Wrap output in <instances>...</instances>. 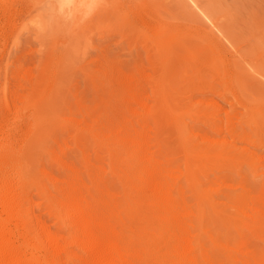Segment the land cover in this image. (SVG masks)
I'll use <instances>...</instances> for the list:
<instances>
[{
    "label": "rangeland",
    "instance_id": "rangeland-1",
    "mask_svg": "<svg viewBox=\"0 0 264 264\" xmlns=\"http://www.w3.org/2000/svg\"><path fill=\"white\" fill-rule=\"evenodd\" d=\"M79 1L0 0V133L7 128L4 92L16 95L13 113L37 102L41 120L35 126L6 129L19 134L22 144L27 136L36 138L31 162L67 175L51 157L60 152L79 165L87 182L95 164H104L106 171L102 167L96 177L121 191L116 170L125 155L119 157L117 143L77 135L63 123L95 117L103 129L114 130L146 122L156 157L182 167L185 150L210 155L205 164L190 162L200 191L212 183L217 189L202 195L180 181L201 211L203 228L235 239L246 233L264 247V219L252 224L235 204L264 190V0H106L99 8ZM134 95L152 109L146 120L141 112L148 107L134 108ZM28 162L17 163L13 172ZM38 191L33 186L30 193L53 220Z\"/></svg>",
    "mask_w": 264,
    "mask_h": 264
},
{
    "label": "bare ground",
    "instance_id": "bare-ground-1",
    "mask_svg": "<svg viewBox=\"0 0 264 264\" xmlns=\"http://www.w3.org/2000/svg\"><path fill=\"white\" fill-rule=\"evenodd\" d=\"M86 1H92L95 8L106 4V0ZM127 16L131 17V14ZM4 93L5 116L2 119L7 124L6 129L30 128L41 120L37 102L22 105L13 113V106L18 101L16 95ZM138 98L131 99L136 102L134 108L142 104L147 106ZM151 110L148 107L144 112L140 111L144 120ZM52 118L47 120L51 122ZM131 123L137 124L136 127ZM144 123L139 124L140 127L136 122L121 123L115 131L105 126L103 129L95 117L91 123L77 121L74 117L65 119L63 123L67 129L75 130L77 135L88 132L105 145L112 139L113 143H117L123 153L119 157H126L123 166L116 170L121 176V191L116 183L102 186L100 180L103 178L96 177L100 167L95 161L92 163L95 164L93 171L88 170L92 173L87 172L88 182L78 171L79 165L75 162L77 170L60 152L51 157L68 170L67 175H59L46 167L39 168L31 162L30 153L36 138L27 136L22 144L19 134L18 137L15 133L6 134V129H3L5 133H0V264H264V247L253 244L246 233L235 239L204 229L201 211L195 210L184 195L186 186L180 182L182 178L191 182L194 189L200 192L198 194L207 195L211 189H217L214 181L216 185L210 183L200 191L195 181L199 174L194 168L196 164L190 162L194 159L197 163H204L210 155L204 151L185 150L182 167L175 163V159L156 157ZM26 159H30V163L14 173V166ZM102 167L105 169L104 164ZM102 167L100 170H103ZM33 186L40 190L38 192L48 213L54 216L53 220L39 209L41 201L35 202L30 193ZM248 198L236 202V209L252 224H262L264 190L254 194L249 192Z\"/></svg>",
    "mask_w": 264,
    "mask_h": 264
}]
</instances>
